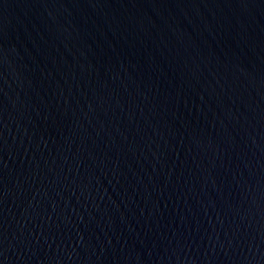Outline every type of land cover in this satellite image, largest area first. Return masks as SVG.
Returning a JSON list of instances; mask_svg holds the SVG:
<instances>
[{
	"label": "water",
	"instance_id": "water-1",
	"mask_svg": "<svg viewBox=\"0 0 264 264\" xmlns=\"http://www.w3.org/2000/svg\"><path fill=\"white\" fill-rule=\"evenodd\" d=\"M0 264H264V0H0Z\"/></svg>",
	"mask_w": 264,
	"mask_h": 264
}]
</instances>
